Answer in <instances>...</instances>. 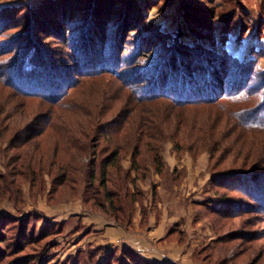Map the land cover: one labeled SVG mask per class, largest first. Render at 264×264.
<instances>
[{
	"label": "rangeland",
	"instance_id": "obj_1",
	"mask_svg": "<svg viewBox=\"0 0 264 264\" xmlns=\"http://www.w3.org/2000/svg\"><path fill=\"white\" fill-rule=\"evenodd\" d=\"M59 1L66 0H0L3 26L0 43H11L16 48L22 43H37L53 52L55 64L72 61L73 44L69 41L72 31L85 29L88 9L91 10L97 1L105 0H68L63 9L68 12L72 7L70 11L75 13L76 22L72 23V28L69 21L56 17L62 15L58 11ZM109 1H113L110 7L114 9L109 20L112 28L120 22H132V30L126 33L128 40L125 45L129 50L134 49L137 36L146 32V36L152 37L151 41L162 42L168 47L174 45L176 39L189 45L201 43L209 49L215 46L218 53H230L239 66L246 68L254 63L256 76L261 80L264 78V0ZM12 47L5 55L16 53L18 48ZM153 57L158 59L159 55L154 54ZM71 73L77 83L80 82L78 72L73 70ZM114 82L115 76L103 74L86 78L79 84L77 93H86L93 99L94 106L91 105L90 109L93 114L97 115L99 109H96L102 107L105 116L98 120L90 116L91 119L86 118L84 121L87 122L83 124L76 120L58 122L56 126L63 132L59 143L56 132L51 128L36 137L31 135L38 129L27 130L33 116L28 117L22 111L24 97L0 80V110L12 112L15 109L14 117L18 119L11 125L0 123V264H26L19 263L25 258H30L28 264H137L138 259L165 264L149 260L131 248L120 252L118 247L109 248L101 218L128 228L133 225L140 209V226L145 228L150 211L159 214L161 203L176 201L172 198L175 195L172 189L180 191L176 193L181 197L176 206L188 207V217L203 219L206 216L213 230L212 239L207 240V237L199 245L192 242L188 245V264H264V214L246 212L244 202L243 212L237 216L220 220L216 215L210 217V210L219 208L222 196L243 199L241 193L216 186L215 173L224 169L247 168L252 158L263 164L264 134L233 131L232 123L218 121L216 116L210 113L207 116L204 111L200 113L208 118L206 125L200 133L197 129L196 135L191 132L192 137L191 129L186 127L188 122H182L179 117L188 109L170 106L167 100L148 107L161 123L159 130L162 134L158 130L155 138L140 140L136 121L114 134V138L125 140L122 142L125 143L122 144L120 167L110 172L109 188L117 191V204L122 206L119 213L122 220L114 218L118 210H111L98 182L93 184L87 177L91 155L80 153L82 157L77 158L78 153L75 154L72 148L77 143L84 146L91 140H97L101 154L100 150L109 146V139L94 127L110 120L125 121L123 117L126 116V108L131 106L132 97L129 99L124 88L118 90V84ZM177 127L183 129L182 134L177 135L173 130ZM22 131L24 143L13 142L12 138ZM173 131L174 136L169 133ZM221 142L224 143L223 148H218ZM134 143H138L140 152L137 172L131 168ZM247 152L248 158L245 159ZM156 154L161 158V171L153 161ZM52 159L58 166H69L66 167L68 180L62 186L56 178L59 169L50 166ZM159 185L164 188L162 193ZM174 185L178 187L173 188ZM196 201L200 208L195 213L190 205ZM21 231L27 233L24 238L20 236ZM168 235L156 243L177 239ZM177 237L181 243L186 242L184 236ZM149 243L156 244L152 240ZM36 256L40 258L32 261Z\"/></svg>",
	"mask_w": 264,
	"mask_h": 264
},
{
	"label": "trees",
	"instance_id": "obj_2",
	"mask_svg": "<svg viewBox=\"0 0 264 264\" xmlns=\"http://www.w3.org/2000/svg\"><path fill=\"white\" fill-rule=\"evenodd\" d=\"M67 2L68 0L57 2L58 11L60 10L62 15L56 17L69 21L71 24L68 25L72 28V23L76 22V16L70 11L72 7L68 12H64L63 8L68 4ZM97 2L91 10L88 9L86 28H79L71 33L69 41L73 44L74 51L70 59L72 61L64 60L62 65L55 64L57 62L53 61V52L37 43H33L34 45L22 43L17 46L16 53L13 51L15 54L5 55L10 52L12 45L0 43V80L12 87L15 93L24 97L22 111L28 117L33 116L30 117L27 130L38 129L31 135L36 137L44 130L51 128L53 132H56L55 136L60 143L63 132L60 131L62 128L56 126L58 122L76 120L77 123L83 124L87 122L84 121L86 118L98 120L105 116L102 107L96 109H99L97 115L93 114L94 111L90 110L91 105L94 106L93 99L85 95L86 93H77L79 84L86 78L99 77L103 74L115 76L114 83L118 84L115 87L120 91L124 88L129 99L132 97L131 106L126 108V116L123 117L125 121L110 120L98 123L94 127L109 139V146H104L100 150L101 154H99L97 140H91L84 146L77 143L72 148L75 154L78 153L77 158L82 157L80 153L91 155L87 177L93 184L98 182L111 210H118V214L113 215L114 218L121 221L119 213L122 212V206L120 203L117 204L118 193L111 190L109 184L111 170L120 167L119 160L124 146L122 144L125 143L122 142L125 140L122 141L120 137L114 138V134L122 132L126 124L136 121L139 125L137 131L140 134V140L158 136L155 131L158 132L161 123L148 107L158 104L160 100H167L170 106L187 108L190 111L187 110L179 116L182 122H188L186 127L191 129L190 137L198 133L197 129L200 133L202 127L206 125L205 121L208 120L200 111H204L207 116L209 113L216 116L218 121L232 123L233 131L264 134V84L260 85L264 82V78L261 80L256 76L254 63L251 64L253 67L239 66L236 58L230 53H218L215 46L209 49L201 43L189 45L181 39H176L174 45L168 47L162 42L151 41L152 37L146 36V32L144 35L140 33L137 36L134 49L129 50L125 45L128 40L126 33L132 30L130 27L132 22L129 20L125 23L120 22L117 27L112 28L109 20L114 10L110 7L113 1ZM1 29L3 26L0 20V31ZM153 52L159 55L158 59L153 57ZM250 67L253 68L252 71ZM73 70L78 72L80 79L78 83L75 80L76 77L72 76ZM143 108H145L144 111H141ZM197 108H204V110ZM14 111L15 109L12 112L0 110V123L5 122L4 124L11 125L12 121L18 120L14 117L16 115ZM173 130H176L177 135L183 132V129L179 127ZM23 132L17 133L12 141L24 143ZM173 132L169 133L176 135L175 131ZM159 133L163 132L159 130ZM222 144L224 143L221 142L217 147L223 148ZM133 146L131 168L137 172L136 169L140 167L139 145L134 143ZM233 146L236 149V146ZM248 154L247 152L245 159L248 158ZM153 161L157 163V168L161 171L163 168L158 154L154 155ZM249 163L247 168L224 169L215 173L213 179L216 186L241 193L243 199L222 196V203L218 209L210 210V217L216 215L220 220V218L237 216L239 212H243L241 208L244 202H246L244 206L246 212L264 214V163L260 165L259 159L253 160V158L249 160ZM50 166L59 169L56 176L60 180L59 185L66 184L68 180L66 167L69 166L65 167V164L58 166L55 159L51 160ZM126 174L130 176L128 171ZM24 234L27 235L20 232L23 238ZM33 258L32 261L39 259L40 256ZM29 259H22L19 263L28 264ZM137 264L154 263L138 259Z\"/></svg>",
	"mask_w": 264,
	"mask_h": 264
},
{
	"label": "crops",
	"instance_id": "obj_3",
	"mask_svg": "<svg viewBox=\"0 0 264 264\" xmlns=\"http://www.w3.org/2000/svg\"><path fill=\"white\" fill-rule=\"evenodd\" d=\"M178 187V186H177ZM174 185L173 188H177ZM159 191L162 193L163 189L159 185ZM175 195L172 197L175 202H165L164 205L160 204L159 214H154L150 211L148 215V222L145 228L140 226L142 215L139 212L134 220L133 225L128 228H124L119 224L114 223L110 219L105 217L101 218V226L105 237L107 238V246L110 248L118 247L120 252L122 249L131 248L139 255L153 261L177 264V262H183L182 264H188L187 258L190 255L188 245L192 242L193 245H199L203 241L212 239L214 237L213 230L209 227L208 218L205 216L203 219L196 217H188L186 210L188 207L176 206V202L181 200L180 196H176L177 189H172ZM166 192V191H165ZM164 199V197H163ZM179 199V200H178ZM199 202H194L190 205L194 212L199 211ZM189 208V210H190ZM179 227H176L178 226ZM184 235H180V234ZM212 234L211 236L209 235ZM167 234L170 236H176L177 239L167 241L162 244H157ZM208 234V235H207ZM177 236H184L186 238L185 243H181ZM115 237H121L116 239ZM123 237V238H122ZM120 239V240H119ZM150 240L155 241L149 243ZM180 264V263H178Z\"/></svg>",
	"mask_w": 264,
	"mask_h": 264
}]
</instances>
